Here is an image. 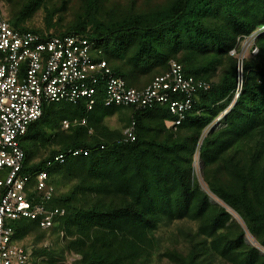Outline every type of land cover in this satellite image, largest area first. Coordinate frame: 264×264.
I'll list each match as a JSON object with an SVG mask.
<instances>
[{"label":"trees","instance_id":"16d2710c","mask_svg":"<svg viewBox=\"0 0 264 264\" xmlns=\"http://www.w3.org/2000/svg\"><path fill=\"white\" fill-rule=\"evenodd\" d=\"M45 1L23 2L8 17L12 26L42 32L24 23ZM69 1L48 8L49 19L67 10ZM127 1L79 0L74 20L52 34L87 38L96 60H105L127 85L140 82L136 88L170 72L176 63L196 84L193 105L180 124L169 127L167 121L177 116L165 103L108 106L100 96L88 111L85 101L45 102L43 114L23 137L36 131V142L52 148L32 162L21 137V174L33 175L28 197L61 213L53 215L48 228L39 218L11 220L14 239L33 247L35 258L49 260L67 245L80 256L72 264H148L151 249L159 244L160 223L189 218L199 222L193 236L197 240L186 254L166 249L163 254L172 263L209 264L218 255L230 264H264L261 249L246 244L245 229L231 232L234 217L228 209L244 220L264 248V0ZM255 32L253 57L231 54L239 53L240 41ZM226 58V71L217 82L211 81ZM201 81L209 83L206 90L197 84ZM63 104L71 109H63ZM226 107L230 108L220 119L225 124L204 134ZM120 108L131 110L130 116L120 115L121 131L105 121ZM82 119L85 124L62 127L63 120ZM132 123L135 138L126 140L124 130ZM197 150L206 171L216 165L214 174L206 172L209 192L194 176ZM60 154L63 161L57 159ZM43 169L48 171L47 186L37 189L35 173ZM62 179L73 182L65 192L56 189ZM209 193L224 206L213 204ZM60 231L65 241L60 250L34 248L46 234ZM31 235L34 239L28 244L25 240Z\"/></svg>","mask_w":264,"mask_h":264},{"label":"built area","instance_id":"2783aa9c","mask_svg":"<svg viewBox=\"0 0 264 264\" xmlns=\"http://www.w3.org/2000/svg\"><path fill=\"white\" fill-rule=\"evenodd\" d=\"M52 33L15 28L2 11L0 0V170L7 169L0 177V264L32 262V249L14 239L11 220L22 216L39 218L40 225L48 228L59 211L47 209L35 196L28 197L33 175L21 174L25 159L21 137L29 124L43 114L45 102L85 101L88 111L100 96L108 106L165 103L177 116L168 121L171 127L185 118L197 90L193 78H185L176 63H172L170 72L157 76L145 87L129 86L111 71L105 60H96L87 38ZM197 84L205 90L209 87L203 81ZM75 122L85 124L86 119L63 120L62 127L67 129ZM124 134L126 140H134V123ZM57 159L63 161L64 155H58ZM47 176L46 171L36 173L39 189L46 187ZM46 192L48 197L50 189Z\"/></svg>","mask_w":264,"mask_h":264},{"label":"rangeland","instance_id":"374dc122","mask_svg":"<svg viewBox=\"0 0 264 264\" xmlns=\"http://www.w3.org/2000/svg\"><path fill=\"white\" fill-rule=\"evenodd\" d=\"M27 0H1V8L4 14L7 17H10V15H15L20 8L22 7L23 2H26ZM59 1L61 0H47L45 3L41 4L36 10L33 12V15L25 21V25L28 27H33L36 29L41 30L42 32L48 33V32H59L64 31L75 18V13L77 12V2L79 0H70L68 3V9L56 13L54 17L50 18L47 16V13H49L48 8L55 7L59 4ZM163 1V0H160ZM129 0L126 2L128 3ZM257 35V32L253 33L251 36H248L247 38L243 39L239 43V53L233 52L231 54L235 55L239 59H244L247 57H253L254 52L256 50L255 47V37ZM223 63H220L218 65L217 71L211 75V81L217 82L221 75L226 71L228 66V60L223 59ZM241 77V75H240ZM134 83V82H133ZM140 82L134 83L133 86L138 87ZM141 86V84L139 85ZM63 109L70 108V104H63L61 105ZM228 107H226L223 111L220 112L219 117L221 115H225V112L228 111ZM131 110L120 108L116 112L115 116L107 117L105 118L106 123L111 126V128H118L120 131L121 128L124 129V124L120 120V115L123 116H130ZM218 117V118H219ZM224 117V116H223ZM222 117V118H223ZM216 119L210 126H208L204 134H206L208 131H210L212 128H219L222 127L225 123L223 120ZM53 138V137H52ZM51 138V139H52ZM37 136L36 131L28 132L23 138L22 143L24 144V147L28 153L32 154L31 161H39L42 158H44L48 151L52 148V146L48 145H42L41 142H36ZM50 143H53L50 141ZM194 176L196 177L201 189L208 191V186L205 180L206 172L209 174L215 172L216 165L213 167H209V171H206V169L203 166L202 159L200 157L199 151L197 150L194 157ZM4 171H0V177L4 176ZM223 174V173H222ZM229 178V175H228ZM62 183L59 185V188L56 187L57 191H67L73 184V182H68L67 180L62 179ZM70 186V187H69ZM209 192V191H208ZM210 194V198L213 204L222 205L224 206V202L214 196L212 193ZM233 219L234 221H230L232 224V233H238L240 229L246 230V244L255 245L256 247H259L261 251L264 253V248L260 246L258 241L255 239V237L246 229V225L244 220L236 213H233ZM236 221V222H235ZM160 228L157 230V237L159 240V244L154 245L152 250V255L150 256V260L148 264H175L168 260L163 254V252L166 249H178L180 252L186 254L190 247L192 246V242L197 240V238H194L193 236L196 233V229L199 225L198 221L190 220L189 218H176V219H164L160 223ZM225 230V229H224ZM186 231L188 234H184L183 232ZM191 232V233H190ZM64 232L60 231L59 234H46L43 240H40L38 244L33 245L35 247L40 246H48L52 249L60 250L63 247L64 239H63ZM59 237V238H58ZM34 239V235H31V237H26V240L28 244L32 243ZM63 243H62V242ZM33 249V247L31 248ZM52 257V258H51ZM50 259L48 260L44 256H37L36 258L33 256L32 261H34V264H72L74 261L78 260L80 258L79 254L73 250L69 249L67 245L64 246V249L59 251L58 253H53L51 255ZM222 257L218 255H214V260L209 264H230L226 260H221Z\"/></svg>","mask_w":264,"mask_h":264},{"label":"clouds","instance_id":"9594fccd","mask_svg":"<svg viewBox=\"0 0 264 264\" xmlns=\"http://www.w3.org/2000/svg\"><path fill=\"white\" fill-rule=\"evenodd\" d=\"M257 52V51H256ZM256 52H254V53H256ZM230 108V107H229ZM226 113V112H225ZM224 115H221L218 119L220 120L222 117H223ZM168 121H170V120H168ZM168 121H167V124H168ZM48 164H49V162H48ZM50 165V164H49ZM40 171H46L47 172V175H48V171L47 170H40ZM39 172V171H38ZM35 178H36V173H35ZM48 179V176L46 177V180ZM46 180H45V183H46ZM37 182V181H36ZM38 183H36L35 184V186H36V188L37 189H39L38 188V185H37ZM46 186H47V184H46ZM49 187V186H48ZM49 189L51 190V188L49 187ZM229 210H230V212L233 214V210L232 209H230V208H228Z\"/></svg>","mask_w":264,"mask_h":264}]
</instances>
